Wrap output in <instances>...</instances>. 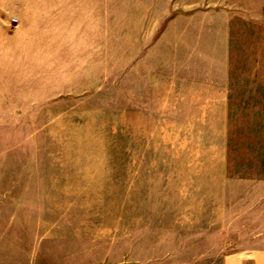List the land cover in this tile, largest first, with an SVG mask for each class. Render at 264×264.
Wrapping results in <instances>:
<instances>
[{
    "label": "rangeland",
    "instance_id": "1",
    "mask_svg": "<svg viewBox=\"0 0 264 264\" xmlns=\"http://www.w3.org/2000/svg\"><path fill=\"white\" fill-rule=\"evenodd\" d=\"M207 9L233 16L240 60L244 26L264 48V0H0V264L264 249L257 109L194 90L203 42L180 18Z\"/></svg>",
    "mask_w": 264,
    "mask_h": 264
},
{
    "label": "crops",
    "instance_id": "2",
    "mask_svg": "<svg viewBox=\"0 0 264 264\" xmlns=\"http://www.w3.org/2000/svg\"><path fill=\"white\" fill-rule=\"evenodd\" d=\"M90 6L91 5L88 7L90 8ZM42 7V4L35 5L38 11H41ZM92 7L98 8L99 10L101 6L100 4H94ZM214 11L207 9L203 12L201 10L200 12H195L193 18H180V30L186 31L191 27H195L194 35L196 37L198 35L199 37L200 34V42L205 44H202L203 46L201 45L203 49L201 52V63L205 66V73H196L197 75L194 78L195 94L207 98L224 97L228 108H230L231 100L234 99L235 96H239L243 98L242 103L245 113L250 110L254 112V110L257 109L254 113L258 115L256 120L258 123L255 122L254 126L249 124L250 126L248 125L246 127L263 128L264 125H260V123L262 124L264 121V103L260 105V102L264 99V48L263 44H261L262 42L260 44L258 42V32L255 30L254 24L253 26L249 24L243 27V41L240 47L243 59L240 60L239 56H235V21H232L233 16L228 15L224 17L220 15L221 13L219 14L218 11ZM219 16H223V19L219 20ZM93 18L96 19V16ZM19 19H21V22L24 24L31 25L34 22V26L42 25V19L39 20L37 15L33 22L31 19H27L22 13L19 15ZM61 19L62 18L59 17L57 21ZM245 22L246 20H244V23ZM94 24L96 26V20H94ZM182 27L184 30H182ZM35 31L40 32L42 29H35ZM179 34L180 37L184 36V34L180 32ZM259 37H261V35H259ZM220 39L223 49L221 50V54H219ZM37 48L38 47L35 46V49ZM197 55L198 54H196L195 57L199 58ZM35 57V61L33 62L35 71H39L42 57L40 53L39 56H37V52H35ZM34 75H36L35 80L38 79L41 82V72H36ZM40 93L42 95V84ZM259 97L263 99L257 104L256 101L259 100ZM210 100L212 101V99ZM251 100H253L255 104L252 103ZM220 264H264V249L241 250L228 253L224 255Z\"/></svg>",
    "mask_w": 264,
    "mask_h": 264
},
{
    "label": "built area",
    "instance_id": "3",
    "mask_svg": "<svg viewBox=\"0 0 264 264\" xmlns=\"http://www.w3.org/2000/svg\"><path fill=\"white\" fill-rule=\"evenodd\" d=\"M12 21H14V22H15L16 20H15V19H13Z\"/></svg>",
    "mask_w": 264,
    "mask_h": 264
}]
</instances>
